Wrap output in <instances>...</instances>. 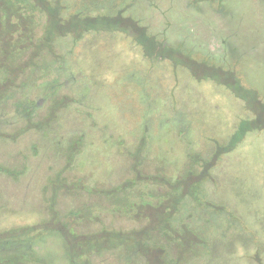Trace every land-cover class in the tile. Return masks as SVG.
<instances>
[{
	"label": "rangeland",
	"instance_id": "1",
	"mask_svg": "<svg viewBox=\"0 0 264 264\" xmlns=\"http://www.w3.org/2000/svg\"><path fill=\"white\" fill-rule=\"evenodd\" d=\"M65 1L69 8L65 7L63 11L67 14L76 10L113 14L121 9L122 15L132 18L154 37L155 44L162 45L158 47V56L151 59L142 56V46L136 43L140 39V30L125 23H122L124 30L133 29L131 35L118 36L115 32L114 38L110 39L103 31L94 36L88 34L96 43L92 57L86 47V55H77L78 45L84 44L88 36L77 42L76 53H72L77 59L75 69L77 73L90 76L93 82L90 90L96 92L94 97L97 99L100 93L98 103L103 109L98 115L97 105L92 103L95 109L91 119L73 110L59 111L57 123L65 125L58 130L63 146L68 139L65 135L88 129L92 119L106 132L120 129L126 139L133 136L136 139L141 133L142 138H149L152 149L144 170L153 172L162 166L163 176L175 181L188 169L186 149L190 148L201 158L207 157L213 154L215 143L223 144L230 138L240 120H249L245 126L250 130L232 150L221 154L209 171L205 168L210 179L203 178L198 189L194 187L198 202L211 200L216 205V211L210 216L212 227L202 238L203 245L177 249L169 242H164L167 246L154 248L140 242L144 225L149 229L151 221L165 218L161 213L166 207L160 196L130 198L127 203H135V207L129 209L117 205L120 197L116 196L113 204L96 198L97 202L89 208L99 215L97 219L85 221L68 215L69 210H80L82 215L83 209L74 203L75 200L71 202V195L64 188L56 189L48 182L65 165L64 156L56 152L51 141L53 136L29 130L17 134L22 123L6 125L3 128L5 137H0V165L15 172L16 177L0 172V231L35 227L28 233L36 238L24 248L30 258L22 260L21 264H146L142 252L158 257L155 264H264V129L258 121H264V0ZM34 19L38 24L36 32L41 35L45 16L36 15ZM100 23L101 20H97L95 25ZM1 44L5 47L0 41ZM137 49L139 56L135 53ZM27 53L14 55L8 62L19 64ZM5 60L1 51L0 74L5 72ZM131 73L134 86L130 80H125ZM2 87L0 83V91ZM140 95L142 111L137 110ZM41 105L38 114L43 116L50 104ZM152 114L154 119L148 118ZM169 114H174L171 115L173 121L165 122L163 117ZM129 120L135 122L131 132L124 122ZM141 121L142 126L144 123L149 127L142 128ZM91 146V150L78 156L79 170L67 168L62 173L67 180L77 175L75 181L82 187L77 192L83 193H74V196L89 193L92 197H104L103 194L94 196L87 190L93 181L100 191L109 187L112 178L119 181L117 177L123 179L126 176L129 165L126 148L123 149L125 156L116 155L113 148L108 150L110 143L105 145L100 135L95 146ZM107 151H110V157L104 160ZM198 170L194 168V171ZM111 173L114 177L111 176L109 182L105 177ZM54 194L55 209L59 212L52 218L49 200L54 199ZM104 202L110 215L103 211L101 216L98 212ZM157 203L163 205L157 209L159 212H145L146 205L156 208ZM200 208L195 207V215ZM207 208L203 206L202 213L198 214L201 218L206 216ZM195 217L198 224L199 217ZM62 220L73 231L68 226L64 231L52 228L51 224L55 226ZM176 225L177 222L173 232L167 233L171 239L198 235V231L191 230L187 224L184 227L180 223L177 228ZM74 232L93 234L83 236L82 247L74 248L77 237ZM155 234L151 241L159 243L161 239ZM101 235L104 238H100ZM117 238L124 243L115 244ZM110 244L115 246L113 250L98 252L101 248H111L108 247ZM124 248H139L140 256L132 251L129 255L123 253ZM142 248L146 250L142 251ZM13 249L5 248L2 259L7 262L13 257V263L5 264L19 263L17 251Z\"/></svg>",
	"mask_w": 264,
	"mask_h": 264
},
{
	"label": "trees",
	"instance_id": "2",
	"mask_svg": "<svg viewBox=\"0 0 264 264\" xmlns=\"http://www.w3.org/2000/svg\"><path fill=\"white\" fill-rule=\"evenodd\" d=\"M99 5L101 7V4ZM65 7L67 9L69 8L67 1L65 0H0V41L5 45L3 48L2 44L0 45V53L2 51V53L5 54L6 59L3 64L5 72L0 74V83L3 84L0 91V126H2L0 128V137H5V135H3L5 134L3 128L7 127L6 125L15 122L22 123L19 132H16L17 134L29 130L40 135L51 134L53 136L51 141L55 146L56 152H59L64 156L65 165L62 167V170H59V173H57L54 178H49L48 182L50 185L53 183V186L56 189L58 187L62 189L64 188V190L68 192V195H71V202L75 200L74 203L81 206L83 209L82 215L80 214V210H69L67 212L68 215L73 218L75 217L74 219H82L85 221L97 219L99 215L90 211L89 205L96 203L98 198H103L108 204L109 202H112L113 204L115 197H120L119 200H117V205H120V207H128L129 209V207H135V203H127L130 198L136 199L142 195V198L143 196H148L154 199L160 196L164 199L162 203H164V206L166 207V210L161 213L165 218H162L159 221H151L152 227L149 229H146V226L144 225L142 227V237L140 242L146 244L147 247L150 245L151 248H154L157 245L167 246L164 242L175 244L177 249H185L186 247H189L188 245L193 244H196V246L203 245L202 238L207 235V231L212 227L213 221L210 216L216 211V205L215 202L211 200L202 201V203L198 202L199 198L194 196L195 188L198 189L199 182H201L203 178L206 180L210 179V175L207 171L217 163V159L220 155L232 150L242 141L245 132L250 130L248 126H245L246 122L249 120H240L235 131L225 143H215V149H213L214 152L210 156L201 158L197 154L192 153L190 148L186 149L185 153H187L189 157L188 169L185 170V174L175 178V181L169 180L163 176L164 172L161 170L162 166H158L153 172H147L146 169L144 170L145 163L148 161L147 158L149 154H151L152 149L149 144V138H142L141 133L136 139L135 136L131 139H126L122 136L120 129H112L106 132L104 129H99L96 122L92 119V124L88 129H81L78 133L65 135V138L68 139L64 142L65 145L63 146V139L58 134V130L61 126L64 128L65 125L57 123L60 121L59 111L63 110L67 112V110H73L75 113L83 114L85 117L87 116L91 119L92 110L95 109L92 103L97 105L98 115L99 111L103 109L98 103V99L101 97L100 93H98L97 99L94 97L95 91L92 92L90 90L91 85L93 84L89 78L90 76L83 72L77 73L75 69L77 59L72 57V53H76L75 48L78 46V56L86 55V50H84L86 47L89 49V56L92 57V54L96 50V43L95 39H92L93 37L91 36L89 37L88 34L94 36L103 31L108 34L106 36H109L108 38L110 39L114 38L113 36L115 32H118V36H121L124 33L131 35L133 29L131 30L129 28L128 30H124L122 23H125L128 24V26L129 24L133 25L135 29L140 30V33H138L140 39L137 40L136 43L142 46V56L148 59L158 56L157 50L160 49L158 47L162 45L159 44V42L155 44L153 42L154 37L148 34L145 28L138 25L132 18L122 15L123 11H121V9L113 14L107 11L99 13V11L93 10V12H91V10L88 9V11H84L83 13L76 10L73 13L70 12L67 14L63 11ZM36 15L42 17L45 16V24L41 35L36 32V27L38 25L34 19V16ZM97 20H101L99 25L102 26L95 25ZM4 22L7 24L6 26H4ZM86 35L88 36L87 41L84 44L80 43V45L77 46V42L82 40L83 37L85 38ZM144 42L148 43L144 44ZM133 46H135V43ZM27 51L26 58L20 61L19 64H15L14 61L12 64L10 61L8 62L10 57H14V55L21 56ZM138 51L139 50L137 49L135 53L137 54ZM139 53L137 54L138 56ZM133 79L134 75L132 73L125 78L127 81L130 80L129 83L131 86L133 83L136 84L135 82H131ZM141 95L139 100L140 103L137 104L138 111H142ZM47 103L50 104L49 107L46 108L47 113L43 116L39 115L38 109L42 106L41 104L46 105ZM73 111L71 113H74ZM105 115L110 119L112 118L106 114V111ZM138 115L141 117V114ZM171 115L174 114H169L168 116L163 117L164 121H173V116ZM157 116L161 118L162 114H157ZM148 118L154 119V115L152 114V116L150 115ZM258 121L261 122V127L264 129V121ZM124 122L131 132L134 128L132 125L135 122H132L131 120ZM139 125L142 128L149 127L148 124L145 126L144 123L142 126V121ZM16 133L13 137L16 136ZM98 135L102 137L105 145L107 142L110 143L108 150L113 148V150L117 152L116 155L125 156L123 149L126 148L128 152L126 159L129 163L128 168L125 171L126 176L123 179L117 177L119 181H115L113 178L111 179V176L114 177L113 174H109L105 178L109 182L111 179L112 182H110V185L108 184L109 187L105 190H100L101 192L98 191L99 187H97L93 181L87 190L92 191L91 193L94 196L97 194H103L104 197H92L89 193H85V196H74V193H83V191L77 192L79 189L80 191L82 190V187H80L77 184V181H75L77 175L71 177V180H67L62 173H64L67 168H76L79 170L78 156L91 150V145L95 146ZM77 143H80V145L77 146ZM189 151L190 154L188 153ZM109 157L110 151H107L103 155V159L107 160ZM203 158H206L207 161ZM209 158L211 159L209 160ZM196 167L197 169L199 168L197 172L194 171V168ZM205 168L207 171H205ZM1 171L2 173L6 172L16 177L15 172L2 165H0V172ZM53 197L54 199L51 197L49 200V209L52 213V218L56 217V214L58 215L59 212L55 209L56 195ZM96 198L97 201L94 200ZM121 200L125 202H122ZM211 202L214 204L215 208L212 206ZM162 203H157L158 206L156 208H152L151 205H146L147 209L145 212H159L157 209L163 206ZM198 203L209 208L205 210L206 216L203 218L198 215L202 213L203 209V206L198 205ZM105 206L106 203L104 202L102 203V208L98 209L101 216L103 215L101 214L103 211H105V214L110 215L109 212L106 211ZM196 206L201 208L198 210L199 213L195 215L194 209ZM176 210L178 212H176ZM180 210L187 211V213H182ZM79 214L82 218L79 217ZM194 216H196L195 218L199 217L198 224L195 223L196 219H193ZM149 218L151 217L149 216ZM176 222V228L180 226V223L184 227L187 224L191 230L194 229L195 231H198V235L191 236L190 238L179 236L180 238L177 237V239H175L174 237L171 239V236H168L167 233L173 232L175 229L174 223ZM51 225L52 228L59 231H64L66 226L71 229L68 223L63 220L59 221L55 226H53V224ZM33 228L35 227L28 226L26 229L12 227L6 231H0V264L13 263V257L9 258L7 262L2 259L1 256L6 252L5 248H15L13 251H17L16 255L19 260L18 264H21L22 260L30 258V256L28 257V252H26L24 248L36 238H32L29 236L30 233H28ZM200 232H203V234L201 235ZM74 233L77 235V237L74 238L76 243L74 248L82 247L81 241L84 239L83 236L93 234ZM140 233L141 232H139V234ZM154 233H156L155 236L157 239H161L159 243L155 240L151 241L152 234ZM75 234L72 235L76 236ZM102 237L103 236L101 235L100 238ZM116 240L115 244L118 243L120 245V243H124V240L122 239L117 238ZM22 244H25V246H22ZM172 244L169 245L172 246ZM108 247L111 248H101L98 252L113 250L115 246L110 244ZM146 248H142V251L146 250ZM124 249L123 253H127L128 255L129 251H132L137 255L140 254L139 248ZM163 249L165 250V248ZM142 257L146 264H155V261L158 260V257L153 258L152 255L146 256L144 252H142ZM127 258L129 257L127 256ZM168 263L170 262L168 261Z\"/></svg>",
	"mask_w": 264,
	"mask_h": 264
}]
</instances>
